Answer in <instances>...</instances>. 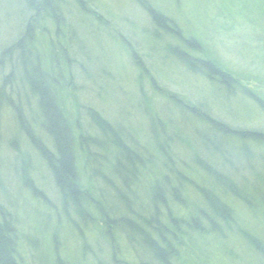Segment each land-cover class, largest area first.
<instances>
[{
    "label": "trees",
    "instance_id": "1",
    "mask_svg": "<svg viewBox=\"0 0 264 264\" xmlns=\"http://www.w3.org/2000/svg\"><path fill=\"white\" fill-rule=\"evenodd\" d=\"M25 1L28 2L26 7L29 14L20 18V21L27 29L14 42L17 53L14 50L6 53L9 49H5L8 57H4L8 59L6 61L10 60L12 72L4 74L6 67L0 64V75L4 74V77L8 76L12 81L15 80L13 72H21V77L16 81L20 86H17V96L7 98L10 103L6 109L10 112L4 117L12 124L0 121V130L2 126H6V132H10L11 139L7 140L9 148L14 150L23 146L27 149L20 150L25 161L32 158L29 149L33 144L38 148L40 160L42 158L44 165L51 167L49 172L56 187L55 197L62 202V207L54 209L53 204L46 203L48 212L59 217V223L62 221L59 213H62L66 224L77 231L81 230L82 234L86 227L96 226L95 233L99 237L102 235V241L96 243L109 247L110 259H114L115 264H126L125 259L119 255L121 242L133 245L136 253L134 258L139 260V264H182V257L192 260L197 256L194 255V248L204 252L210 239H220V242L225 243L231 238L234 241L239 238L253 244L254 249L263 250L264 239L255 233L257 231H251L248 227L254 228L259 224L264 229V128L238 123L230 125L225 120L210 117V113L202 110V102H192L181 95L166 92L155 77L148 79L151 89L159 86L165 94L166 100H163L167 106L162 102L160 109L157 108V101L152 103L145 90L140 89L139 99H133V107L141 118L139 126L126 118L112 122L94 107L91 109L92 107L84 105L73 92L72 98L67 99L69 101L55 98L54 90L58 95L63 88H67L62 79H73L71 57L79 52V47L76 46L78 38L92 32L88 26L97 24V19L86 0ZM225 7L230 23L225 22L222 27L230 32L234 26H238V20L239 30L244 29L249 21L252 22L261 30L253 33L249 41L260 51H264V0H221L217 10L220 16H225L222 13ZM60 11L68 12L71 24L68 20L66 24L65 18L61 22ZM147 12L156 23V35L165 34L167 38L173 36L178 41L179 45L176 44L173 52L186 64L189 73L198 72L207 76L211 83L209 86L217 89V94L213 97L215 100L220 98L219 92L232 93L241 88L239 79L243 80L245 73L233 74L228 72V68L227 73L221 72V63H216L217 60L213 61L211 57L212 61H209L210 55L202 52L204 42L199 44V39L191 35L188 38L181 34L180 38L175 36L178 29L170 24L171 20L163 12L155 8H148ZM98 18L99 31L110 32L114 21L108 15V20ZM86 19L88 21L85 26ZM48 24L53 27V31ZM118 34L122 35L120 32ZM50 52L57 61H52ZM84 52L78 62L87 61V53ZM14 53L16 55L13 57ZM128 54L146 72L144 77L147 78L146 62L137 57L132 47ZM195 56L203 58H194ZM1 57L3 58V54L0 59ZM42 58L45 59L44 62ZM257 80L264 84V79ZM6 83V79L2 80V97ZM71 84L73 87V80ZM22 86L26 88L24 92ZM53 86H57V89ZM96 95L100 97L99 93ZM246 95L264 114V90L260 95L246 91ZM172 105L178 107L176 109L184 124L187 125L190 121L187 127L192 125L195 128L197 141L181 139L184 145L176 142L179 147H173V135L180 133L184 126L179 122L171 123L168 121L170 117L162 116L161 111H166ZM84 116L92 122L90 129L81 122ZM41 129H47L52 134L47 137ZM22 134L32 143L27 142V146ZM37 138L40 141L36 142ZM178 148H182L180 150L183 154ZM223 152L231 156L232 164L236 163L235 160L240 162V168L246 173L239 180V186L231 188L230 195L222 189H218L223 192L219 193L216 189L217 182L220 184L225 180L218 175L220 166H223L222 161L209 158L215 153L220 155ZM246 155L253 158L245 159ZM22 184L26 187L30 185L29 181H22ZM138 184L147 193V199L140 197ZM30 194L35 198L39 196L34 189ZM232 194L233 199L246 212L237 214L232 201L229 202ZM145 206H148V212L144 211ZM256 206L261 210H255V213ZM5 209L0 204V264H22L23 258L17 249L18 226L13 215L6 214ZM241 219L248 221L247 228L240 225L244 223ZM91 222L93 225H90ZM261 234L264 235V230ZM85 236L81 237L79 234L78 239L83 241L84 247L89 243ZM131 238H138L137 244ZM54 242L52 246L57 256L56 263L64 264L56 253V239ZM89 248L93 247L89 245ZM261 259L260 264H264V256Z\"/></svg>",
    "mask_w": 264,
    "mask_h": 264
},
{
    "label": "rangeland",
    "instance_id": "2",
    "mask_svg": "<svg viewBox=\"0 0 264 264\" xmlns=\"http://www.w3.org/2000/svg\"><path fill=\"white\" fill-rule=\"evenodd\" d=\"M0 1V56L3 54L0 64L6 67L4 68V74L9 75L12 72V68L10 60L6 61L8 59L4 57H8L5 54V49H9L6 53L12 50L17 53L18 49L14 46V42L17 40L18 35L20 36V33L27 29V26L25 27L22 21H20V18L22 19V17L29 14L26 7L28 6V2L26 3L25 0ZM86 1H88L89 6L94 11L97 24L98 17L104 21V19L108 20L107 15L114 22L110 27L111 31L108 33L107 31H99L97 24H90L88 27H91L95 35L88 29L87 35L78 38L79 41L77 40L78 42H76L79 43V46L77 43L76 46L79 47V52L71 57L73 59L72 72L74 76H71L73 79L63 80L61 78L63 85L67 88H63L58 95L56 94V90H54L53 95L55 98H64L65 101H69L67 99L72 98L73 92L78 100L85 103L84 105L92 107L91 109L94 107L112 122L123 121L126 118L129 122L138 125L141 118L138 117L136 108L134 109L133 107V99H139L140 89L145 90L149 98H151L152 103H154V100L157 101V108L160 109L162 102L164 106H167L164 101L166 100L165 94L161 92L159 86L151 89L149 80L155 77L160 86L163 85V88L166 89V92L178 96L181 95L192 102H202V104L200 103L202 110L210 113V117L225 120L227 121L226 123L233 125L238 123L258 129L264 128V114L254 106V101H250L246 95V91L260 95L264 90V84H261L257 80V78L264 79V51H260L259 48L252 44V41H249V38L255 33H259L261 29L256 28L257 26L252 22L249 21L244 29L241 28L239 30L240 23L236 19V21L238 20V26H234L232 31L228 32L229 29L222 27V24L228 23L229 20V16L226 14V7L222 10L225 16H220L217 13L221 0ZM148 8H155L161 11V13L163 12L168 17V20H171L170 24L176 26L179 32L175 36L178 35L177 37H179L182 35L188 38V35H191L199 39L197 40L199 44H203L204 42L205 47H203L202 52L206 54H203L210 55L209 58L211 57L213 61L216 59V63H221L222 69L216 64V67L221 69V72L227 73L226 68H228L230 70L228 72H232L233 74L239 72L245 73L243 80L239 79L241 88L236 89V92L232 93L223 94V92H219L220 98L215 100L213 97L217 94V89L213 86L210 87L211 83L207 76L205 74L200 75L198 72H195V74L189 73L186 69V64L181 62L178 55L173 52L176 48L175 46L179 45L178 41L173 36L167 38L165 34L156 35V23L147 12ZM60 13L62 23L64 18L66 24L67 20L70 24L72 23V20L71 22L69 20L70 16H68L67 11H65L66 15L63 11H60ZM87 21L88 19L84 21V24ZM47 26L52 31L54 30L51 25L48 24ZM234 29L236 30L233 31ZM36 30H38V27ZM111 32L113 34H110ZM118 32L122 33V35L120 36ZM78 33L79 35L81 34L80 31ZM116 36L119 37L116 38ZM257 36H260V34ZM131 47L135 49L137 57L141 61L146 62V66L148 67L146 69L147 78L144 77L146 72L141 70L142 67L130 58L128 53ZM83 51L87 53V61L78 62L77 60L83 55ZM16 53L13 54V57ZM47 54H49V50ZM50 54L52 61H57L51 52ZM194 58L202 59L203 56H195ZM211 58L209 61H212ZM44 60L42 58V62ZM13 73L15 76L14 81L8 76L4 77V74L3 76L0 75V86L2 80L6 79L7 82L4 87L5 94L3 97L0 95V101L2 100V103L0 102V121L9 125L12 124L11 121L9 119L7 121L6 117H4L5 114L10 112L6 109L7 104L10 103L7 98L11 99V96H17V86L18 88L20 86L17 85L16 81L21 77L19 70ZM232 77L234 78V76ZM72 80L73 87L71 84ZM69 83L70 86H67ZM53 87L57 89V86ZM21 88L22 92L26 90L24 86ZM97 93L100 94V97L96 95ZM176 108H178L176 105H172L166 111H161L164 118H171H167L171 123L179 122L184 126L183 130L177 135H173L172 132V135L175 137L173 147L177 146L176 142L184 145L181 139H185V141L188 139L197 141L198 137L194 133L195 128L192 125L187 127L190 121L185 125L184 120L180 119V112ZM89 119L88 117L86 119L84 116V118H81V122L84 124V127L90 129L92 122ZM4 127L6 126H2L0 130V204L3 208H6V214H12L14 221L16 220L17 231L19 232V236H17L18 234L16 235L18 238L17 249L23 258L22 264H57V256L52 246L54 239H56V247L59 250H56V253L61 257L64 264H115V260L110 259L109 247L103 243H96V241H102V235L99 237L95 233L96 226L86 227L82 234L81 230L77 231L73 226L70 228L66 224L67 221H65L62 213H59L60 221L62 220L59 223V217H55L48 212L49 208L46 203L50 202L53 204L54 206L52 207L54 209H61L62 207V202L55 197L56 187L49 172L51 167L48 168L44 165L42 158L40 160L37 146L31 144L32 142L24 134H22L25 140L24 143L27 144L29 142L32 145L30 149L28 148L32 156L31 159L25 161V157L22 156L20 150L27 151L25 147L20 146L14 150L9 148L8 145L10 143L8 144L7 140L11 139L9 137L10 132H6ZM44 130L41 129L42 133L47 137H49L48 134H52L51 131ZM37 139H35L36 142L40 141ZM45 142L47 143V141ZM182 148H178L180 153L182 152L181 154H183V151L180 150ZM223 153L220 155L219 153H215L209 158L222 161L223 166H220L221 171H219L218 175L222 180H225L220 184L217 182L216 189H222L224 193L230 195L229 192L232 193L231 188L238 187L239 180L244 178L246 173L240 168L242 167L240 162L235 160L236 163L232 164L231 156H228L225 152ZM228 157H230V160H228ZM251 158L253 156L246 155L245 157V159ZM22 181H27V183L29 181L30 185L28 184L29 186L26 187V185L22 184ZM33 189L39 194L38 198L30 194ZM137 190L140 197L147 199V193H145L140 184H138ZM218 192L217 194L223 193ZM230 197L229 202L232 201L231 204L236 209L237 214L246 212L233 199V194ZM43 207L45 210H43ZM83 207L92 210V208ZM195 208L198 211V208ZM255 210L258 212L261 209L256 206L254 207V212ZM144 211L148 212V206H145ZM56 214L58 215V211ZM241 218L243 217L241 216ZM241 220L243 221V219ZM243 222L240 225L247 228L246 223L248 221ZM90 225H93V223L91 222ZM248 228L251 231H257L255 233L264 239V235L261 234L264 230L262 225L256 224L254 228ZM79 234L81 237L86 234L84 238L89 242L86 247L82 246V240H78ZM57 240H59L58 244ZM131 240L137 244L139 239L131 238ZM210 240L211 242L205 246L204 252L199 249V253L198 248H194V255H197L196 257L193 256L195 257L194 259L188 260L182 257V264H260V260L264 256V249H254L253 244H248L239 238L235 241L231 238L225 243L220 242V239ZM89 245L93 248L90 249ZM132 246V244L128 246L127 243L121 242L119 244V255L125 259L126 264H139V260L134 258L136 253L133 251Z\"/></svg>",
    "mask_w": 264,
    "mask_h": 264
}]
</instances>
